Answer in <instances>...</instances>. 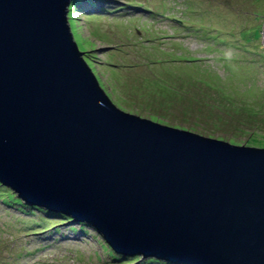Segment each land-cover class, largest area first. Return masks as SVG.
Wrapping results in <instances>:
<instances>
[{
  "label": "water",
  "instance_id": "1",
  "mask_svg": "<svg viewBox=\"0 0 264 264\" xmlns=\"http://www.w3.org/2000/svg\"><path fill=\"white\" fill-rule=\"evenodd\" d=\"M71 2L0 0V181L90 223L116 253L264 264V147L115 104L74 38Z\"/></svg>",
  "mask_w": 264,
  "mask_h": 264
},
{
  "label": "rangeland",
  "instance_id": "2",
  "mask_svg": "<svg viewBox=\"0 0 264 264\" xmlns=\"http://www.w3.org/2000/svg\"><path fill=\"white\" fill-rule=\"evenodd\" d=\"M74 7V38L119 107L264 146V0H79ZM7 187L0 186V264L146 260L116 253L91 224L17 203Z\"/></svg>",
  "mask_w": 264,
  "mask_h": 264
},
{
  "label": "trees",
  "instance_id": "3",
  "mask_svg": "<svg viewBox=\"0 0 264 264\" xmlns=\"http://www.w3.org/2000/svg\"><path fill=\"white\" fill-rule=\"evenodd\" d=\"M79 0H73V2H72V4L70 5V9L69 10H73L75 7L74 6H76V3L78 2ZM90 3H91V1H90ZM92 4V3H91ZM70 14V13H69ZM69 18H71L72 19V17L71 16H69ZM79 45H80V43H79ZM79 49L80 50H83L82 52H86V49H85V47H83L82 46V44L79 46ZM159 122H164V121H162V119H160L159 120ZM176 127V126H175ZM193 131V130H192ZM204 135V134H203ZM206 136H212V135H206ZM220 139V138H219ZM230 142H232V143H237V144H239L238 143V141H235V140H233V139H231V140H229ZM247 145H249V144H247ZM254 146H256V145H254ZM260 147V146H259ZM264 147V146H263ZM3 183H2V181H0V186L2 185ZM7 192H8V197H10L12 200H14V201H16L17 203H20V204H23L24 203V199H22L21 197H18V196H16V191L14 192V190L13 191H11V187H7ZM27 203V202H26ZM29 204V203H28ZM38 206V205H37ZM39 207V206H38ZM42 210H44V211H46L48 214H59V215H62L65 219H67V220H72L73 219V217L71 216V215H69V214H66V213H64V212H62V211H57V210H53V209H49V208H45V207H43L42 206ZM62 220H64V219H62ZM74 221V220H73ZM75 221H77V220H75ZM52 222H53V225H55V224H57L56 223V221H53L52 220ZM77 222H81V224H83V225H85L84 223H82V222H84V221H77ZM86 223V222H85ZM88 224V223H87ZM82 226V225H81ZM73 228H75V229H77L76 227H74L73 226ZM44 230H46V228H44ZM121 255H124V256H126L127 254H122L121 253ZM139 255H141V254H138L136 257H135V259H139V258H141V257H143V255L142 256H140V257H138ZM122 256H120V258H121ZM138 257V258H137ZM151 262H153V263H162V264H171V263H175V262H172V261H170V260H168V259H166V258H161V257H156V256H147L146 257V260H144L143 261V263L142 264H148V263H151ZM175 264H178V263H175Z\"/></svg>",
  "mask_w": 264,
  "mask_h": 264
},
{
  "label": "clouds",
  "instance_id": "4",
  "mask_svg": "<svg viewBox=\"0 0 264 264\" xmlns=\"http://www.w3.org/2000/svg\"><path fill=\"white\" fill-rule=\"evenodd\" d=\"M263 28V27H262ZM262 33H263V30H262ZM23 199V198H22ZM25 201V200H24ZM26 202V201H25ZM28 203V202H27ZM31 204V203H30ZM44 207V206H43ZM46 208V207H45ZM73 220V219H72ZM75 221V220H74ZM87 223V222H86ZM90 224V223H88ZM110 245V244H109ZM138 255V254H137ZM144 257V256H143ZM182 264V263H181Z\"/></svg>",
  "mask_w": 264,
  "mask_h": 264
},
{
  "label": "built area",
  "instance_id": "5",
  "mask_svg": "<svg viewBox=\"0 0 264 264\" xmlns=\"http://www.w3.org/2000/svg\"><path fill=\"white\" fill-rule=\"evenodd\" d=\"M263 34H264V25H263Z\"/></svg>",
  "mask_w": 264,
  "mask_h": 264
}]
</instances>
